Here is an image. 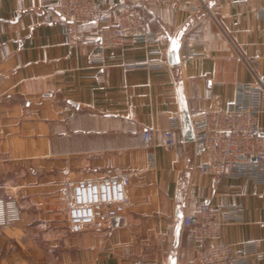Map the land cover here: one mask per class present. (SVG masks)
<instances>
[{
    "label": "crops",
    "instance_id": "obj_1",
    "mask_svg": "<svg viewBox=\"0 0 264 264\" xmlns=\"http://www.w3.org/2000/svg\"><path fill=\"white\" fill-rule=\"evenodd\" d=\"M95 1L98 18L68 36L52 1L0 0V197L22 212L0 228V264H173L175 256L178 264L197 246L183 217L202 200L242 206L243 219L222 228L234 254L255 241L264 251V181L201 173L205 154L183 126L184 110L226 108L239 84L264 85V0L150 6L157 42L127 36L109 47L99 39L102 14L133 0ZM148 59L166 64L128 66ZM175 117L181 127L168 148ZM259 122L264 137V112ZM120 173L130 174L125 222L70 232L62 182Z\"/></svg>",
    "mask_w": 264,
    "mask_h": 264
},
{
    "label": "built area",
    "instance_id": "obj_2",
    "mask_svg": "<svg viewBox=\"0 0 264 264\" xmlns=\"http://www.w3.org/2000/svg\"><path fill=\"white\" fill-rule=\"evenodd\" d=\"M55 4L68 36L77 34V25L87 23L101 13L95 0H50ZM176 0H133L117 4L102 14L104 25L99 30L100 43L104 47L121 46L127 36L135 43L154 45L157 37L147 10L150 6L171 5ZM114 18L113 21L111 20ZM166 62L148 59L128 64L131 68H154ZM2 77L0 76V82ZM264 112V85L239 84L236 99L228 107L196 111L191 118L196 148L205 154L200 172L217 176L244 177L254 182L264 181V137L260 116ZM181 127L178 118H172L165 132L163 144L174 148L176 131ZM154 131L144 132L146 146H153ZM154 165L155 156L149 154ZM129 173L96 178H73L63 182L67 203L69 230L79 233L91 227L110 225L116 219L125 218L129 202L127 187ZM22 218L21 208L15 198L0 197V228L9 227ZM241 205L224 203L212 206L202 200L197 207L183 217V226L191 234L196 248L190 256H181L178 264H247V258L255 255L264 259L260 242L250 243L244 253L234 254L232 245L221 240L225 224L241 221Z\"/></svg>",
    "mask_w": 264,
    "mask_h": 264
},
{
    "label": "water",
    "instance_id": "obj_3",
    "mask_svg": "<svg viewBox=\"0 0 264 264\" xmlns=\"http://www.w3.org/2000/svg\"><path fill=\"white\" fill-rule=\"evenodd\" d=\"M180 37V36H179ZM179 43H175L171 52H170V55H169V62L171 64H177L179 62ZM184 114H185V119L183 121V126H184V129L186 130V136H187V139H193L194 137V132H193V129H192V123H191V118H190V112L187 111V110H184ZM115 223H124L125 222V218H121V219H116L114 221ZM176 261H177V258L176 256L174 257L173 259V264H176Z\"/></svg>",
    "mask_w": 264,
    "mask_h": 264
}]
</instances>
